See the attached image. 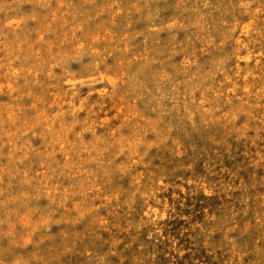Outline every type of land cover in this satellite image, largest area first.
Wrapping results in <instances>:
<instances>
[{"label":"rangeland","instance_id":"374dc122","mask_svg":"<svg viewBox=\"0 0 264 264\" xmlns=\"http://www.w3.org/2000/svg\"><path fill=\"white\" fill-rule=\"evenodd\" d=\"M0 264H264V0H0Z\"/></svg>","mask_w":264,"mask_h":264}]
</instances>
